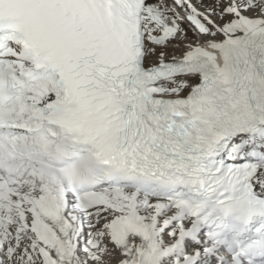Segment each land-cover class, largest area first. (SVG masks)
<instances>
[{"label": "snow or ice", "instance_id": "snow-or-ice-1", "mask_svg": "<svg viewBox=\"0 0 264 264\" xmlns=\"http://www.w3.org/2000/svg\"><path fill=\"white\" fill-rule=\"evenodd\" d=\"M0 264H264V0H0Z\"/></svg>", "mask_w": 264, "mask_h": 264}]
</instances>
